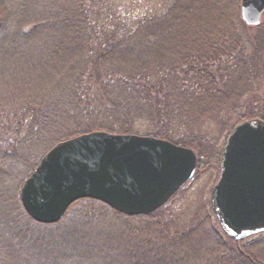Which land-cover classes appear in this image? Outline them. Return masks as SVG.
<instances>
[{
	"label": "trees",
	"instance_id": "16d2710c",
	"mask_svg": "<svg viewBox=\"0 0 264 264\" xmlns=\"http://www.w3.org/2000/svg\"><path fill=\"white\" fill-rule=\"evenodd\" d=\"M199 1L173 0L162 13L112 26L105 0H67L56 12L52 6L40 12L33 10V5L37 7L42 0H0V6L5 3L7 7L0 8V70L13 67L11 84L1 91L4 99L0 102L20 109L7 126L9 137H0L5 144L0 147V264H264V231L234 238L205 220L184 231L173 230L171 222L167 227L173 231H155V226L148 224L140 230L138 226L127 229V247L123 244L115 258L112 244L94 245L90 240L94 242L73 245L78 226L65 224L62 232H56L60 221L55 226L33 220L22 207L19 190L12 189L21 187L52 144L78 133L93 129L130 132L141 119L149 123L148 133L189 146L188 133L197 120L194 116L201 111L198 109L210 111L204 117L208 120L220 117L223 110L234 111L241 119L264 118L262 97L245 99L248 91H255L264 82V23L254 27L252 36L247 35L245 30L238 31L235 20L228 21L226 10L223 16L219 11L211 14L216 8L222 9L223 2L231 5L234 0H203L201 5ZM201 11L214 26L200 24ZM191 23L197 25L196 31ZM44 25L63 27V35L71 26L76 49L56 69L51 68L50 74L33 60L36 75L42 71L40 79L31 83L18 80L16 84L18 69L14 71L13 61L18 55L12 49L27 45L22 42L29 36L42 34ZM179 28L185 40L174 37ZM102 34L106 38L97 40ZM201 36L205 43H201ZM168 41L169 47L164 44ZM176 43L186 52L181 58L173 57L167 67L162 56ZM203 47L208 48L203 51ZM170 53H166L169 61ZM224 62L228 66L223 69ZM233 62L239 64L237 69ZM18 66L26 65L20 62ZM203 141L207 147L215 146L208 137ZM196 154L198 165L202 154L200 150ZM209 157L215 158L220 169V150ZM75 202L79 205L70 220H80L88 232L93 230L85 224L107 213L135 217L140 223L166 214L162 213L166 203L148 214L126 215L93 198ZM143 234L153 236L142 238ZM23 237L29 241L28 246Z\"/></svg>",
	"mask_w": 264,
	"mask_h": 264
},
{
	"label": "water",
	"instance_id": "95a60500",
	"mask_svg": "<svg viewBox=\"0 0 264 264\" xmlns=\"http://www.w3.org/2000/svg\"><path fill=\"white\" fill-rule=\"evenodd\" d=\"M264 0H241L246 23H259ZM196 169L192 148L134 132L91 130L60 140L23 182L20 201L35 221H59L69 205L91 197L127 215L162 205ZM213 209L238 238L264 230V121L244 120L227 136Z\"/></svg>",
	"mask_w": 264,
	"mask_h": 264
},
{
	"label": "rangeland",
	"instance_id": "374dc122",
	"mask_svg": "<svg viewBox=\"0 0 264 264\" xmlns=\"http://www.w3.org/2000/svg\"><path fill=\"white\" fill-rule=\"evenodd\" d=\"M56 2H53V0H42L41 4H39L37 7L33 5V10H36V12H40L43 9H45L48 6H52V11L54 10L55 12L57 9L62 7L63 1L66 2L67 0H55ZM173 0H105V5H106V12L111 14V18L108 19V23L110 20L109 25L113 24L112 26H118V24H123V23H132L136 21L137 18H141L143 16L149 15V14H159L162 13L163 10L166 7H170V5L173 4ZM228 1V0H227ZM10 2V1H9ZM9 2H5L6 4H9ZM201 2L203 0L199 1V4L201 5ZM240 0H234L231 2L232 4L229 5L228 2H223L222 4V9L221 8H216L211 11V14L215 16L216 12H222V16L224 15V10H226L227 16H229L228 21H236L237 22V28L238 31L243 32L245 30L247 35L252 36L255 32L254 27L255 26H250L249 23L247 24L245 20L242 18L240 14ZM2 4L1 7H6V4ZM11 5L8 6V8ZM7 8V7H6ZM204 11V10H203ZM202 12V11H201ZM205 14L202 12L201 14V21L200 24L203 25L204 27H212L214 26V21L213 20H207L204 16ZM193 22V21H192ZM264 23V12L261 15L260 22L258 25ZM245 25V26H244ZM196 26L193 23H191V28L196 31ZM44 32L40 35L38 33L33 34L32 36H29L27 39H25L23 43L27 44L25 46L21 45L18 48H13L12 52H14V55H18L16 60L13 62L15 63L14 65V71H16L15 78H18L16 80V84H19V81H26L27 83H31L34 81L35 78H38L39 75H41L42 71L44 73L50 74L51 68H57L59 66V62L65 60L66 58L68 59L70 56L69 54L73 53L76 43H72V37L74 35L70 32H74L71 29V26H67V31L64 32H69L65 33L64 35L61 33L63 31V27H47L44 25L42 27ZM199 29H197L198 31ZM107 33H110L109 29L106 30ZM264 31V30H263ZM262 31V32H263ZM173 33L174 37L180 38L181 40H185L184 36V31H182L181 28L177 29ZM210 32V31H209ZM208 32V33H209ZM261 32V34H262ZM54 33V34H53ZM212 33V32H210ZM179 34L182 36L179 37ZM264 34V33H263ZM172 35V36H173ZM209 36V35H205ZM106 38V35L102 34L101 38H98L97 40H104ZM208 40V39H207ZM70 41V44L68 43ZM219 42V41H218ZM72 43V44H71ZM201 43H205L204 38L201 36ZM167 47L170 45V41L164 42ZM185 47L186 42L183 43ZM190 45V43H187V47ZM72 47V48H71ZM171 47V46H170ZM175 48H179V44L176 43ZM174 49H169L167 48L166 53H170V61L168 60V57L163 55L165 62H167L165 65L168 67L169 62H171L172 58L175 56H179L181 58L186 50L184 48L178 49L179 51ZM208 47H203V49L206 50ZM170 50V51H169ZM72 51V52H71ZM211 51V50H210ZM208 52V55H211V52ZM55 54L52 56V53ZM149 57V56H148ZM211 57V56H210ZM33 60H36V62H39V66L41 67L40 72L35 73L37 71V66L35 63H33ZM173 61V60H172ZM12 62V63H13ZM20 62L25 63V67L19 68L18 65H20ZM239 65V64H238ZM235 62H233L232 66L236 67ZM223 69L228 66L227 63L224 62L223 64ZM231 66V63H230ZM39 67V68H40ZM9 67L7 69L6 67H3V69L0 70V94L4 91L3 89L5 86L8 84H11L10 78H11V73L13 72V67L10 69ZM38 68V69H39ZM54 69V70H55ZM237 69V67H236ZM35 70V71H34ZM30 71L31 76L27 75L26 72L28 73ZM232 72L235 73V70ZM230 74V73H229ZM27 76V77H26ZM29 77V79H28ZM13 78V76H12ZM155 76L152 78L154 79ZM40 79V78H38ZM151 79V82H154ZM19 80V81H18ZM51 84H55L54 82H48ZM257 83V82H256ZM254 83L253 86H256L257 84ZM221 85V84H219ZM259 87L256 88L255 91L250 90L248 91L245 99H250L251 96L253 97H262L261 102L264 104V82H260ZM253 88V87H251ZM2 91V92H1ZM255 92V94L253 93ZM95 95L99 93L98 87H95ZM241 93V92H240ZM0 98L4 99V96L0 95ZM85 96H83L81 99L84 100ZM244 99V100H245ZM253 100V99H252ZM3 105L0 107V137L1 138H8L10 134V122H12V118L14 115L20 111V109H17L16 107H11L10 105L7 104V102H0ZM218 107V106H217ZM17 109V110H16ZM201 110L199 113H197L194 118H197L193 123V127L190 128L191 130L188 133V140L190 141L189 145L195 152H201L202 157H201V162L200 164L197 165V168L193 174V176L181 187L179 188L173 196L169 199V201L165 204V207L162 210V213H166L165 215H162L158 218H153L150 222L145 221L144 223H140L139 219H136L135 217H126V216H98L97 219L92 220L89 223L85 224L86 228H89L90 230H93L91 232H88V230L83 229L84 227L82 226L83 224L80 223V220L77 223L71 222L70 220L73 216L74 210L78 207L79 202H73L72 205L69 207L70 209L66 211V215L64 214L63 217L59 220L60 223L56 227V232H62L64 227L66 226L65 224H70L72 227L73 226H78L75 228V232L73 235L76 237V240L72 241V244L75 245L77 243H83L87 245L88 243H93L94 245H99V244H112L110 248H114L113 253L115 258L118 257L119 253H121V248L123 244L127 247V245L124 243L125 239L129 238V234L127 233V229L133 230L136 226H138L139 230L140 228H146L148 225L150 226H155L157 231L158 229H171L168 228V224L171 222L173 223V230L176 231H184L186 228L189 227L190 230L192 226H197L201 224L202 220H205L206 223L211 225L212 223L216 227V229L223 231L215 213L214 210L212 209L211 205V191L214 183L217 180L218 173H219V167L217 168V162L215 158L209 157L210 153L212 155H215L218 150H220V154L224 145L225 138L232 128V126L235 123H238L242 121L243 119L237 118V114L234 111H229V110H223L222 114L220 117H217L216 119H211L208 120L206 117V112H210L208 110L204 109H198ZM20 114V113H18ZM90 115H88L89 117ZM210 116V115H209ZM190 122V121H189ZM224 122H226L224 124ZM228 123V124H227ZM9 125V127H7ZM229 127H225V125ZM135 133L139 134H151L149 132V123H147L144 120L139 119L136 124H135ZM228 128V129H227ZM227 129V130H224ZM199 131V132H198ZM116 132V131H113ZM197 133V135H196ZM203 137V138H202ZM204 137H208L210 139L209 142L215 143V146H209L207 147V144L204 143L203 139ZM6 141V140H5ZM202 141V142H201ZM195 144V145H194ZM5 144L0 140V147H4ZM200 148H198V147ZM46 151V150H45ZM44 151V152H45ZM204 152V153H203ZM216 162V163H215ZM219 163V159H218ZM19 168V167H18ZM19 171V169H16ZM17 188L20 192V186L18 185L17 187H12V189ZM167 212H170L167 214ZM161 213V214H162ZM112 217V218H111ZM165 217V218H164ZM209 217V218H207ZM167 221H169L167 223ZM212 223H211V222ZM55 222V226L58 224ZM87 222V221H86ZM119 225L118 228H116L114 225ZM148 224V225H147ZM159 226V227H158ZM67 227V226H66ZM114 229V230H113ZM120 231H118V230ZM154 229V227H152ZM172 230V231H173ZM189 230V231H190ZM101 232L98 233V232ZM64 232V231H63ZM103 232V233H102ZM98 233V234H96ZM151 233H153L151 231ZM169 235V234H168ZM257 235V233L255 234ZM142 238H147L149 239L152 237V234H143L141 235ZM173 236V235H172ZM24 239V237H23ZM154 239V238H153ZM90 240H94L91 242ZM26 245H29V241L25 240ZM123 242V243H122ZM174 254V253H173ZM171 254V255H173ZM115 258L113 259V262H116Z\"/></svg>",
	"mask_w": 264,
	"mask_h": 264
}]
</instances>
